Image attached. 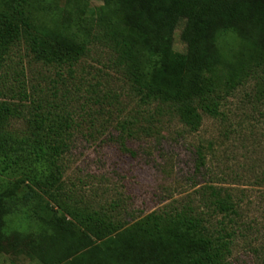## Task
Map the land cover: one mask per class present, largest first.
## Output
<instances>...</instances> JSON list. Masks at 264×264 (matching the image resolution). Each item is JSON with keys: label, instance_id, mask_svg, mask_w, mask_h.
Here are the masks:
<instances>
[{"label": "rangeland", "instance_id": "rangeland-1", "mask_svg": "<svg viewBox=\"0 0 264 264\" xmlns=\"http://www.w3.org/2000/svg\"><path fill=\"white\" fill-rule=\"evenodd\" d=\"M6 1L0 0V10ZM24 1L38 23L58 26L80 41L89 38L85 35L91 17L101 3ZM182 27L180 22L173 39L178 52L185 51L179 37ZM219 44L231 66L246 50L232 33ZM115 56L111 47L93 41L73 63L36 61L22 43L11 46L4 61L0 58V101L22 104L26 115L33 108L48 112L49 121L61 125L55 139L67 143L58 158L60 196L52 185L47 190L33 185L35 203L8 213L6 229L41 233L44 225L30 207L42 211L47 204L62 213L52 197L68 209H106L124 224L155 210L190 207L204 213L213 236L225 233L218 231L222 226L231 232L229 264H264V59L231 85L221 82L218 112L201 110V125L188 131L162 105L139 101L131 82L114 65ZM20 90L26 98L18 96ZM157 109L161 114L150 116ZM127 119L133 122L130 134L119 127ZM6 125L17 138L29 133L23 118ZM209 186L231 195L234 212H212ZM0 264L44 263L12 250L0 253Z\"/></svg>", "mask_w": 264, "mask_h": 264}, {"label": "trees", "instance_id": "trees-1", "mask_svg": "<svg viewBox=\"0 0 264 264\" xmlns=\"http://www.w3.org/2000/svg\"><path fill=\"white\" fill-rule=\"evenodd\" d=\"M99 1L85 35L89 38L82 41L58 26L38 23L24 0L4 2L0 58L4 61L9 48L22 43L36 61L73 63L84 54L85 44L103 43L116 54L114 65L131 82L139 101L162 105L188 131L201 125V110L218 112L221 82L231 85L264 59V0ZM180 22L184 52L173 47ZM229 33L246 46L232 66L219 44ZM22 94L27 97L24 90L18 91L20 98ZM23 111L22 104L0 101V253L17 250L44 264H229L231 232L222 226L218 231L225 233L213 236L211 222L190 207L155 210L124 224L106 209H68L52 197L62 213L47 204L42 211L30 207L44 225L41 233L8 231L7 214L35 203L33 185L42 184L46 190L52 185L59 195L58 158L67 146L64 139H55L61 125L49 121L48 112ZM153 112L150 116L161 114L158 109ZM15 117L26 120L25 138L6 128ZM132 124L127 119L119 127L130 134ZM207 188L212 212H234L229 193ZM17 189L22 193H15Z\"/></svg>", "mask_w": 264, "mask_h": 264}]
</instances>
